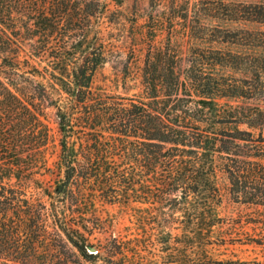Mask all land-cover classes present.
Here are the masks:
<instances>
[{
	"label": "trees",
	"instance_id": "16d2710c",
	"mask_svg": "<svg viewBox=\"0 0 264 264\" xmlns=\"http://www.w3.org/2000/svg\"><path fill=\"white\" fill-rule=\"evenodd\" d=\"M123 1L0 0V264H133L145 237L179 262L220 222L218 172L233 201L264 206V0L201 15L200 36L186 25L202 47L189 46L184 71L182 49L146 41L126 102L93 89L103 22ZM164 21L150 16L147 31ZM100 202L133 209L143 238L94 245Z\"/></svg>",
	"mask_w": 264,
	"mask_h": 264
},
{
	"label": "rangeland",
	"instance_id": "374dc122",
	"mask_svg": "<svg viewBox=\"0 0 264 264\" xmlns=\"http://www.w3.org/2000/svg\"><path fill=\"white\" fill-rule=\"evenodd\" d=\"M220 1H224L226 6L220 5ZM244 1L249 0H124L120 6L111 4L110 9L114 13H108L102 27L107 61L96 71L93 89L104 92L113 100L118 99L123 102L136 94L139 91V72L143 66L142 45L144 47V43L149 39L164 44L170 50L182 49V52L179 51L182 57L180 69L184 71L189 46L202 47L195 38L188 35L186 25H197L194 35L200 36L204 31V26L201 25L204 20L201 15H235L226 11L240 8ZM171 5H174L173 9ZM159 15L165 19L163 32L162 30L148 32L147 20L150 16ZM168 15H189L188 23L183 18L179 21L166 19ZM192 15L201 16L196 22L200 25L190 21ZM175 35L180 36L178 43L168 38ZM182 89L188 90L187 84L185 87L183 85ZM190 96L193 101L198 99L193 94ZM45 112L49 125L56 134L54 109L47 106ZM240 128L251 131L254 139L259 137V129H250L244 125H240ZM220 129L223 133L230 134L228 131H233L236 135L233 125H226ZM261 131L264 137V127ZM56 142L49 147L51 162L56 159L58 153ZM255 151L252 149L249 152ZM258 160L264 164V158ZM216 179L221 196L217 206L220 222L213 227L206 243L191 244V247L199 250L195 255L186 251V257L181 256L179 262H172L169 255H165L164 247L160 248L162 251L158 250V246L148 238H143V228L135 220L133 209L119 203H98L103 226H99L101 230L94 234L92 239L94 245L104 244L109 236H119L125 241L131 239L133 233H138L143 238L137 245L141 254L133 264H264V206L233 201L225 175L218 172ZM146 228L151 231L149 226ZM88 252L96 251L88 249ZM95 264H99V261Z\"/></svg>",
	"mask_w": 264,
	"mask_h": 264
},
{
	"label": "water",
	"instance_id": "95a60500",
	"mask_svg": "<svg viewBox=\"0 0 264 264\" xmlns=\"http://www.w3.org/2000/svg\"><path fill=\"white\" fill-rule=\"evenodd\" d=\"M88 249L90 250V251H96L95 249H94V247H92V246H88Z\"/></svg>",
	"mask_w": 264,
	"mask_h": 264
}]
</instances>
